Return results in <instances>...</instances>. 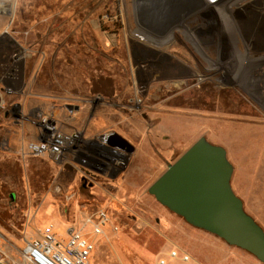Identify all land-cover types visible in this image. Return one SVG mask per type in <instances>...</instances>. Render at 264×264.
I'll return each instance as SVG.
<instances>
[{"label": "rangeland", "instance_id": "374dc122", "mask_svg": "<svg viewBox=\"0 0 264 264\" xmlns=\"http://www.w3.org/2000/svg\"><path fill=\"white\" fill-rule=\"evenodd\" d=\"M32 48L36 62L27 54L15 60ZM114 73L129 75L130 95L89 106L158 119L148 136L157 153L149 157L158 161L161 154L162 170L200 136L223 147L229 162L235 151L264 150V0H16L12 16L0 24V102L17 98L26 110L51 111L49 98L87 99V82ZM128 100L133 109L121 107ZM16 129L0 110V232L14 245L0 249V264H13L24 239L48 224L65 240L79 212L97 207L108 211L118 231L104 227L107 237L96 238L88 264H155L172 246L201 264H262L165 207L156 213L149 196L141 206L152 217L142 214L130 188L122 194L74 188L64 197L55 190L57 169L47 157L17 161L11 152ZM132 197L134 204L125 202ZM124 206L137 218H123ZM243 208L263 229L260 216Z\"/></svg>", "mask_w": 264, "mask_h": 264}, {"label": "crops", "instance_id": "0c3cea01", "mask_svg": "<svg viewBox=\"0 0 264 264\" xmlns=\"http://www.w3.org/2000/svg\"><path fill=\"white\" fill-rule=\"evenodd\" d=\"M4 22L5 18L0 17V24ZM35 54L36 52L32 48L27 54V57L30 59L33 57V60L36 62L37 59L35 57H37L39 53ZM120 69H122V72L127 73V68L125 66H121ZM128 72H130V70ZM86 87L91 90L90 97L100 96L113 102H123L125 101V97L130 95L131 83L129 75L126 74V77H124L123 75L120 76L114 73L106 77L97 76L90 82H87ZM81 104L84 105L83 111L80 110L81 105L78 110H73L72 112L61 109L57 116L59 126L66 131H80L83 138L92 141V147L99 151V153L102 151L100 147L102 145L99 142L101 136L115 132L125 139L134 148V151L129 156L130 158L126 168L116 176L115 182H118L121 178L129 180L130 186L134 189L132 192L134 195H138L143 187L142 185L146 183L148 170L164 168V162L158 165L156 163V158L152 162V158H150L151 156L149 155L157 153L155 149L157 144L151 141L148 136L154 130L153 128L155 124L158 123V119L154 117L149 121L145 117L146 112L129 114L121 109L106 110L101 108L105 103L97 108H90L89 104L85 102ZM115 104L117 105V103ZM4 117L17 128L13 138V145L15 148L11 152L15 154L18 161L21 141L30 138L35 130L27 126L23 129H19L8 117L5 115ZM141 120H143V122ZM8 142L10 143V140ZM191 144L192 143H190V145ZM190 145H188L187 148ZM184 150L181 152H184ZM234 157L232 161L230 160L234 172V176L231 180L232 190L254 215L260 216L261 222H259L264 229V150L260 148L255 152L251 151L249 153L235 151ZM27 159L29 158H26V160ZM247 160H249L248 165L244 164V161ZM50 167L57 169L55 177L58 179L59 183L55 187V190L59 188V193L66 198L75 192L74 188H78L81 193H85L88 188L82 187L83 182H86V184L90 186L89 189L92 190L94 194L96 191H105L108 194L112 192L114 194H122V191L126 189L123 186V188L118 187L116 191H114L113 189L107 190L103 186L95 185L96 180L100 181L101 178L108 177L119 169V163L116 158L113 162L103 161L98 158L92 167L84 165L77 166L68 162L63 165H50ZM83 173H88V178L84 177ZM56 178L54 180H56ZM110 178H114V176H110ZM43 181H45V176H43ZM127 192L130 193L129 191ZM86 211L88 210L79 212L80 217ZM12 239L11 235L1 231L0 249L4 251V248L10 245L14 246Z\"/></svg>", "mask_w": 264, "mask_h": 264}, {"label": "built area", "instance_id": "2783aa9c", "mask_svg": "<svg viewBox=\"0 0 264 264\" xmlns=\"http://www.w3.org/2000/svg\"><path fill=\"white\" fill-rule=\"evenodd\" d=\"M15 2L16 0H0V17L9 19L12 16ZM22 51L15 58L16 61L25 57L30 49ZM5 94L12 97L15 95L10 88L5 90ZM49 99L53 110L46 112L39 108L26 110L22 100H17V98L10 102H0V110L14 125L19 128L27 126L35 130L30 138L21 141L19 147L21 159L47 157L55 165L68 162L87 167H92L98 158L107 162L115 161L112 152L100 146L102 151L99 153L92 147V141L83 138L80 131L63 130L54 113V107L59 102L66 110V105L79 106L83 102L89 105L103 104L106 103L104 98L95 96L87 99L70 97ZM140 102V99H135L136 104ZM134 105L128 100V103H122L121 107L133 109ZM108 134L99 138L100 144L102 138ZM83 176L88 178V173H83ZM56 191H59V188H56ZM104 227H109L112 233L118 231L104 207L86 211L79 220L66 226L65 240L57 237L53 224H48L38 231L35 237L24 239V247L13 264H88V257L95 248L96 238L101 235L107 237ZM155 264L201 263L188 251L179 246H172L156 260Z\"/></svg>", "mask_w": 264, "mask_h": 264}, {"label": "water", "instance_id": "95a60500", "mask_svg": "<svg viewBox=\"0 0 264 264\" xmlns=\"http://www.w3.org/2000/svg\"><path fill=\"white\" fill-rule=\"evenodd\" d=\"M65 108L72 112L79 106ZM101 145L119 155L126 153L130 144L111 132L102 138ZM232 173L225 149L200 136L167 166L148 187V193L187 224L246 251L264 264V231L233 192Z\"/></svg>", "mask_w": 264, "mask_h": 264}, {"label": "flooded vegetation", "instance_id": "af4514ba", "mask_svg": "<svg viewBox=\"0 0 264 264\" xmlns=\"http://www.w3.org/2000/svg\"><path fill=\"white\" fill-rule=\"evenodd\" d=\"M126 148H127V152L126 153L119 154V155H116V154L113 155V157L116 158V160H118V163H119V167L118 168L119 169L117 171H115L114 173L110 174L108 177L101 178L102 180L99 178L100 181L96 180L95 185L103 186L107 190L113 189L114 191H116V188H118V187H122L123 188V186L126 189L130 188L132 191L134 190L132 188V186H130L129 180H126L125 178H121V179L118 180V182H115L116 181V176H118V174L121 173L126 168V166L128 165L129 158H130L129 156L134 151V148L131 145H128ZM158 158H159V160L156 163L158 165H160L163 162V156L161 154H159ZM171 163H172V161H167L166 166H168ZM163 171L164 170L159 169V168H156L154 170L153 169L148 170V174H147V177H146V183L142 185L143 187H142L141 191L137 195L138 198L141 199L138 208H140L139 210L141 211V213L146 215V216L152 217L153 213L151 211H149V213H146L147 211L145 209V206L142 208V206L145 205V204H142V206H141L142 200L146 201L144 199V196L151 197V200H152L151 201L152 202L151 205H152L153 210L156 211V213H159L161 211V208L163 207L162 205H160L155 200V198L152 195H150L148 193V187L163 173ZM157 172H159V173H157ZM110 176H114V178H110ZM82 187L83 188H89L90 186H88L86 184V182H83L82 183ZM130 199H134L135 200L136 198H134V197L127 198V199H125L126 200L125 202L128 201V203L130 205L134 204L136 202V201L131 202ZM128 207L129 206H126V207L124 206L125 209L120 212V215H122V217L125 218L126 220H131L130 218L136 219L137 216L135 215V212L131 211L130 207L129 208ZM153 220H154L153 221L154 224L158 225L160 219L157 216H154ZM149 227H151V226L149 225Z\"/></svg>", "mask_w": 264, "mask_h": 264}, {"label": "trees", "instance_id": "16d2710c", "mask_svg": "<svg viewBox=\"0 0 264 264\" xmlns=\"http://www.w3.org/2000/svg\"><path fill=\"white\" fill-rule=\"evenodd\" d=\"M41 180H43V176H42ZM10 198H11V199L13 198V195H12V194L10 195Z\"/></svg>", "mask_w": 264, "mask_h": 264}]
</instances>
